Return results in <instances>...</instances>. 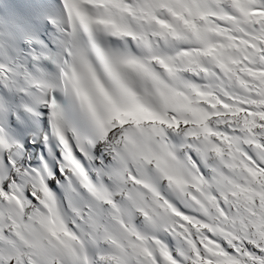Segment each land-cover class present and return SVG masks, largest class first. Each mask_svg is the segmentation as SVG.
I'll list each match as a JSON object with an SVG mask.
<instances>
[{
  "label": "snow or ice",
  "instance_id": "snow-or-ice-1",
  "mask_svg": "<svg viewBox=\"0 0 264 264\" xmlns=\"http://www.w3.org/2000/svg\"><path fill=\"white\" fill-rule=\"evenodd\" d=\"M0 264H264V0H0Z\"/></svg>",
  "mask_w": 264,
  "mask_h": 264
}]
</instances>
